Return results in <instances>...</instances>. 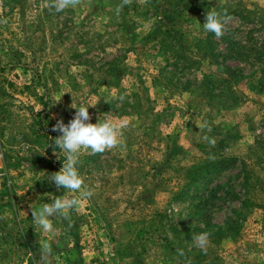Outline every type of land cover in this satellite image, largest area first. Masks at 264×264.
<instances>
[{"label":"rangeland","instance_id":"1","mask_svg":"<svg viewBox=\"0 0 264 264\" xmlns=\"http://www.w3.org/2000/svg\"><path fill=\"white\" fill-rule=\"evenodd\" d=\"M164 2H0V264H43L44 241L50 264H264V56L226 52L264 40V0ZM216 5L260 24L230 16L216 38ZM80 105L122 125L124 147L82 152L94 195L51 217V236L31 212L72 195L50 181L64 162L52 127Z\"/></svg>","mask_w":264,"mask_h":264},{"label":"clouds","instance_id":"2","mask_svg":"<svg viewBox=\"0 0 264 264\" xmlns=\"http://www.w3.org/2000/svg\"><path fill=\"white\" fill-rule=\"evenodd\" d=\"M133 2L134 0H121V3L115 9L116 14L119 15L125 6H130ZM81 3L82 0H49L48 7L54 8L57 12H62ZM230 19L231 17L226 12L210 10L205 13L203 28L206 32L214 33L216 38H220L225 34V28ZM6 22V20L0 21V23ZM118 99L123 100L124 96L121 95ZM88 107L87 105L73 107L76 109L74 117L67 124L62 120H57L52 127V131L60 133L54 138V145L55 148L64 153V162L59 171L50 175V181L55 184L57 189L63 187L72 195L57 198L31 212L34 223L44 233L51 236L55 235L51 217L59 215L65 219H70L71 211L77 209L83 200L90 199L94 195L93 190L85 183L77 167L82 152L95 155L104 153L106 150L122 149L124 147L122 140L123 126L109 119L91 123ZM204 126L207 127V124L205 123ZM208 236V233L194 236V245L206 251ZM40 255L43 264H50L49 258L52 255V247L49 241L42 243Z\"/></svg>","mask_w":264,"mask_h":264},{"label":"trees","instance_id":"3","mask_svg":"<svg viewBox=\"0 0 264 264\" xmlns=\"http://www.w3.org/2000/svg\"><path fill=\"white\" fill-rule=\"evenodd\" d=\"M186 0H166V2H164L163 4H165L164 7H161V9L165 10V8L169 7V9L171 8L172 10L175 11H181L182 10H186V8L188 9V5L185 4ZM189 2V1H188ZM189 4L192 5L191 2H189ZM219 9H223L221 10V12H226L228 14V16H235L238 19L241 20L242 23H246V24H252L253 26H256L258 24H260L259 20H254L253 17H251V12L249 9H246L244 7L241 8H237V7H232V8H225L224 5H216L213 10L218 11ZM200 17H202L200 15ZM162 26L165 27V23H162ZM249 30H254L253 28L249 29ZM232 31H234V29H231V31L229 33H231ZM223 37V36H222ZM206 38V36H205ZM251 39V37L249 38ZM252 40L254 41V43H250V44H244V45H240L237 43V41H233V43H231L229 40H227L226 42L228 43L227 45V50L226 52L230 51L228 53L227 56H231L230 58L232 59H237L241 56H246V57H251L252 54H254V56H256V58H260L264 56V40L261 41H257V39L252 38ZM162 40L160 39V42ZM234 46V47H233ZM225 49V48H224ZM250 51V52H249ZM216 54L221 55L219 51H216ZM250 54V55H249ZM223 56V54H222ZM122 68H117L115 69V72L113 74L118 75L121 74L122 72ZM232 74L234 73V71H230ZM230 74V73H229ZM119 76V75H118ZM211 163H208L206 166L209 167ZM6 192L9 195L11 193V188L10 186H6Z\"/></svg>","mask_w":264,"mask_h":264}]
</instances>
